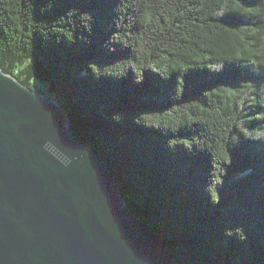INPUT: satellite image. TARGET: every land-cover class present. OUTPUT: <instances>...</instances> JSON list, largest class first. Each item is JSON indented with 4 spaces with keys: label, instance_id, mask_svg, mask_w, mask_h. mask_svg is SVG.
<instances>
[{
    "label": "trees",
    "instance_id": "trees-1",
    "mask_svg": "<svg viewBox=\"0 0 264 264\" xmlns=\"http://www.w3.org/2000/svg\"><path fill=\"white\" fill-rule=\"evenodd\" d=\"M0 68L177 264H264V0H0Z\"/></svg>",
    "mask_w": 264,
    "mask_h": 264
},
{
    "label": "water",
    "instance_id": "water-1",
    "mask_svg": "<svg viewBox=\"0 0 264 264\" xmlns=\"http://www.w3.org/2000/svg\"><path fill=\"white\" fill-rule=\"evenodd\" d=\"M54 99L0 68V264H177Z\"/></svg>",
    "mask_w": 264,
    "mask_h": 264
}]
</instances>
